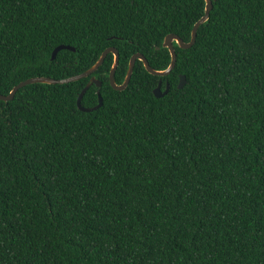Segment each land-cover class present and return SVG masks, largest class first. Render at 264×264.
I'll return each mask as SVG.
<instances>
[{
	"label": "trees",
	"instance_id": "obj_1",
	"mask_svg": "<svg viewBox=\"0 0 264 264\" xmlns=\"http://www.w3.org/2000/svg\"><path fill=\"white\" fill-rule=\"evenodd\" d=\"M167 77L138 60L128 88L93 76L0 100V264H264V0H213ZM205 0H0V94L80 75L115 47L116 82ZM60 45L62 50L52 60ZM187 84L179 90L180 76ZM82 105L103 106L82 112ZM160 79L162 90L154 96Z\"/></svg>",
	"mask_w": 264,
	"mask_h": 264
},
{
	"label": "water",
	"instance_id": "obj_2",
	"mask_svg": "<svg viewBox=\"0 0 264 264\" xmlns=\"http://www.w3.org/2000/svg\"><path fill=\"white\" fill-rule=\"evenodd\" d=\"M205 1H206L205 15L194 25L192 33H191V40L189 42H185L180 36H178L176 34H169L165 38V40L163 42V48L168 49L170 51V54H171V63L169 65V67L165 70L154 69L150 65L148 59L142 53H136L130 59L127 75H126L124 82L122 84H118L116 82V72H117V69H118L119 63H120V52L117 48L110 47L102 53L101 57L99 58V60L96 62V64L94 66H92L89 70H87L86 72H84L80 75L73 76V77L66 78V79H60V80L48 78V77L31 78V79H28L26 81L21 82L16 87H14L9 95L0 94V100L4 101V102H9V101L13 100L15 95L17 94L18 90L27 86V85L36 84V83L50 84V85H58V84L63 85V84L76 82V81H79V80L84 79V78L91 77L104 64L105 59L109 54L114 55V63H113V66H112V69L110 72V84L113 87V89L116 91L122 92L128 88V86L131 82L133 73H134L136 62L138 60L143 62L146 70L150 74H152L154 76H158V77H167L172 73V71L175 69L176 64H177V53H176V49H175L174 44L175 43L177 44V41L180 40V41H182V43L179 45L177 44L178 47H180L181 49H184V50L192 48L196 43L199 28L209 20L210 14H211L213 7H214V4H213V0H212V3H208V0H205ZM62 50L76 51V49L73 47L60 45L53 51L51 59L54 60L57 57L58 53ZM93 84H95L99 88L102 86V83L96 77L91 78L90 82L83 89V91L81 92V94L78 98V107L82 112L89 113V112L96 111V110L100 109L104 104V99L102 97L101 92L99 91L98 92L99 103L97 106H95L93 108H85L82 105V100H83L85 93ZM186 84H187L186 77L184 75H181L178 89L179 90L183 89ZM162 85H163V81H162V79H160L158 86L153 91L154 96L156 98H162L170 92V85L168 83H167L165 90H162Z\"/></svg>",
	"mask_w": 264,
	"mask_h": 264
},
{
	"label": "snow or ice",
	"instance_id": "obj_3",
	"mask_svg": "<svg viewBox=\"0 0 264 264\" xmlns=\"http://www.w3.org/2000/svg\"><path fill=\"white\" fill-rule=\"evenodd\" d=\"M208 3H212V0H208ZM170 42V41H169ZM182 43V41H180V40H178L177 41V44L179 45V44H181Z\"/></svg>",
	"mask_w": 264,
	"mask_h": 264
}]
</instances>
